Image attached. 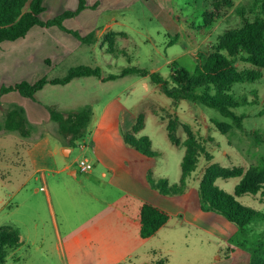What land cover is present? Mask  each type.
<instances>
[{
    "label": "rangeland",
    "instance_id": "1",
    "mask_svg": "<svg viewBox=\"0 0 264 264\" xmlns=\"http://www.w3.org/2000/svg\"><path fill=\"white\" fill-rule=\"evenodd\" d=\"M197 1L169 0L167 9L163 11L142 1L123 12L102 13L98 20L91 15V20L96 25L92 32V41L80 40L83 45L78 48L74 45H61V42L43 48L35 46V54L41 59L49 53L58 56L53 58L57 61V66L48 74L50 78L57 79L65 78L71 69L81 66L99 68L104 76H119L127 68H136L158 73L167 80L171 76V65L174 62L193 72L199 52L210 51L225 30L242 25L243 18L237 11L239 8H246L245 18H254L251 9L257 0H234L235 8L208 28H202L204 11L198 8ZM68 2L69 9H75V0ZM162 2L166 3L165 0ZM57 9H51L52 16L57 15ZM46 17L48 14L43 15L44 19ZM83 18L79 19L80 22ZM91 20L88 18L84 23L91 24ZM66 21L68 20H64ZM69 23V26L74 25L73 20ZM108 26L109 34L103 39H97V35ZM89 35L91 34L87 36ZM172 42L175 43L170 45ZM9 43L0 45V52H20L25 46L23 39ZM237 67L241 71H258L262 77L255 82L233 86L231 94L239 100L247 98L249 104L234 109L237 115L244 117V129L235 128L227 134L220 132L214 121H232L217 110L188 101L176 102L163 94L160 86L153 84L149 77L137 74L107 80L104 85L99 83L98 77H82L70 85H46L33 100L24 98L26 102L44 104L62 114L94 109L100 112L105 104L111 103L127 104L129 108L138 107L145 116V127L134 136L137 139L148 138L153 150L158 153L154 162L150 161V164L152 162L156 165L151 167L148 164V177L151 176L156 182L159 177L164 176L170 185L180 182L185 149L170 142L167 124L170 118L180 120L177 135L182 140L187 137L184 126H189L207 152L213 156V160L209 161L202 156L197 171L187 182L185 192L172 196L180 205L174 210L173 220L170 222L174 226L177 220H181L182 214H186V209L191 212L198 209L202 211L199 186L205 169L210 164L217 163L226 168L242 167L247 170L264 159V69L242 62H238ZM14 75L11 74L10 77ZM1 86H14V82L3 76L0 77ZM16 96H20L19 93L4 96L5 100L0 106V123L4 122L7 111L12 107H25L26 104H10L20 103ZM27 121L31 122L28 118ZM37 128L39 126L35 125L34 129ZM51 130L59 138L63 137L56 123H52ZM88 135L89 133L78 140L79 144L71 147L73 151L68 161L80 162L86 157L93 160V147L86 139ZM31 142L17 132L0 131V227L16 225L23 242L21 247L10 254L5 264H161L164 259L168 260L164 264H208L212 261L221 244L220 239L213 229L211 232L199 229L197 224L191 222H186L185 226L177 225L172 230L164 229L159 237L151 240L141 239L139 227L132 228L129 247L122 253L109 248L98 252L83 243L77 244L75 239L80 215L94 213L93 208L86 210L84 202H81L84 197L87 201L93 199L92 195L101 201L126 198L132 214L136 212V200L108 182L104 183L100 176L89 182L84 175H80L81 181L66 174L48 177L46 182L40 178L33 179L18 193V188L29 177L26 149ZM25 166L26 169H22ZM240 181L241 178L218 179L215 186L235 194ZM48 191L57 213L58 227L50 214ZM236 199L242 205L264 213V198L260 195L246 194ZM183 204L185 208L182 210ZM98 208L107 210L106 205L100 204ZM210 223L212 227L213 224L221 226L219 219L218 222L211 220ZM257 228L259 230L251 228L244 233L238 229L231 233L230 246L236 250L242 248L239 245L243 242L256 244L259 231L264 230L260 225Z\"/></svg>",
    "mask_w": 264,
    "mask_h": 264
},
{
    "label": "trees",
    "instance_id": "2",
    "mask_svg": "<svg viewBox=\"0 0 264 264\" xmlns=\"http://www.w3.org/2000/svg\"><path fill=\"white\" fill-rule=\"evenodd\" d=\"M44 2L45 0H0V45L25 38L29 31L36 26L46 28L56 26L83 42L92 41V34L82 38L77 32L63 26L64 20L75 18L86 9L85 0H79L77 10L65 12L48 21L41 18L45 12ZM196 4L199 9L204 11L202 28L212 26L235 8L234 0H198ZM237 11L243 18L242 25L225 30L210 51L199 52L193 72L174 62L171 65V76L168 80L158 73H150L136 68H127L119 76H109L108 80H116L129 74L149 77L153 84L160 86L162 93L168 98L176 102L188 101L215 109L223 117L230 119L232 123L214 121L216 128L223 134H227L235 128L243 130L244 117L237 115L234 109L241 105H247L249 102L247 98L237 99L231 94V91L235 84L255 82L262 77L261 73L255 70H239L237 63H247L264 69V0H257L251 9L254 14L253 19L245 18L246 8H239ZM174 43L172 42L170 45ZM82 77L101 78L102 73L99 68L81 66L71 69L63 79L42 78L34 83L23 81L14 86H3L0 89V106L4 95L17 92L23 97L34 99L35 95L42 91L46 85H67ZM48 110L52 120L58 124L60 134L70 137L71 146L86 136L92 111L84 110L62 114L51 107H48ZM144 127L145 116L141 114L132 130L123 133L124 142L142 155L155 158L158 153L153 150L151 141L148 138L137 139L134 136V134H139ZM179 127L180 120L178 118L169 119L167 130L170 142L178 148L185 149L181 163L180 182L170 185L165 178H160L155 182L151 176L148 177L152 188L165 196L179 195L185 192L187 182L197 171L202 156L207 157L209 161L213 160V156L207 152L206 147L189 126H184L186 139L179 138L177 135ZM2 130L17 132L22 137L29 136L30 124L27 121L25 110L22 107L14 106L7 111L4 122L0 123V131ZM231 178H241L235 194L227 193L215 186L218 179ZM198 193L202 211L224 217L244 233L251 228L258 229L259 225L264 229V213L250 209L236 199V197L246 194L260 195L264 198V159L247 170L242 167L226 168L217 163L210 164L205 169ZM171 218V215L165 210L144 203L139 216L140 237L144 240L155 237L162 228L168 225ZM258 236L256 244L249 245L247 242H243L239 245L242 247L241 249H245L249 253L250 264H264V230L259 231ZM21 246V235L18 228L13 226L0 228V264H5L10 254ZM166 261L167 259L162 260L161 264Z\"/></svg>",
    "mask_w": 264,
    "mask_h": 264
},
{
    "label": "crops",
    "instance_id": "3",
    "mask_svg": "<svg viewBox=\"0 0 264 264\" xmlns=\"http://www.w3.org/2000/svg\"><path fill=\"white\" fill-rule=\"evenodd\" d=\"M85 1L86 9H84L77 17L67 19L68 21L63 22L66 29L75 31L83 37L88 34H92L93 29L96 27L93 20H91V15H94L98 20L100 18V14L102 13L114 11L123 12L142 1H145L146 4H150L161 11L167 9L166 5L169 4V0H165V4H163L162 0ZM79 3V0H75L74 4H76V7L71 10L68 7V0H45V12L42 14L41 18L44 21H48L64 14L65 12L75 11L78 9ZM52 8H58L57 15H51ZM44 14H48L46 19H44L45 17L43 18ZM80 18H83L82 22H80ZM88 18H90L92 22L91 24L84 23V20ZM69 20H73L74 25L69 26ZM108 29L109 26L97 35V39H103L107 36L109 34ZM22 39L25 41V46H23L20 52H0V77H9L11 81L14 82V85L26 80L34 83L42 78H47L49 80L57 79L50 78L48 74L52 73L57 66V61H54L53 58L58 56L49 53L42 59L38 58L35 54V46L43 48L46 45L56 42H61L60 44L65 46L74 45L76 48L83 45L82 42L74 35L69 34L56 26L50 28L36 26L29 31L25 38ZM35 42L37 44H35ZM4 44L10 43L5 42L1 44V46ZM33 68H35V70L32 71L31 69ZM21 70L24 71L21 72ZM11 74H15L14 77H10ZM108 78L109 76L102 75V77L99 78V83L104 85ZM78 79L81 78H77L75 80ZM4 96L2 97V102L5 100ZM16 97H18L20 103L10 104H26L25 107L19 105L16 106L22 107L25 110L26 117L31 121L29 123L30 135L27 136V138L32 141L26 149V165L29 168L27 170L29 177H27V179L24 180L18 188V193L22 192L26 186L33 181V179L40 178L46 182L48 177H59L66 174L71 176L73 179L81 181L80 175H84L87 177L89 182L100 176L104 180V183L108 182V184L113 186L115 189H118L120 192L129 195L136 200V212L132 214L128 209V200L126 198H124V200L115 198L101 201V199L92 195L93 199H89V201H87L84 197L81 202H84L86 210L93 208L94 213L80 215L77 227L78 231H76L77 237L75 239L77 244L83 243V245L93 247L98 252H101L106 248L120 253L127 250L129 247L131 229L135 227H139L140 229V209L144 203H148L165 210L172 217L170 222L173 220V212H175L174 210H176L180 205L174 198H172V196L162 195L159 191L153 189L148 180V164H150V161L154 162L155 159L142 155L135 149L126 145L124 142L123 133L130 132L132 130L138 117L143 112L140 111L138 107L135 106L129 108L127 104L111 103L105 104L100 112H96L95 109L92 111V118L87 129V133H89V135L86 139L90 143L91 147H93L94 156L93 160L87 157L83 160H87L91 163L93 165V169L90 172H83L80 168L79 161H68L73 151L71 148L73 145H70V137L63 136L62 138H59L54 135L51 130L52 123L56 122L52 120L51 115L48 112V107L44 104L26 102L27 98L25 99L21 95ZM70 113H74V111ZM35 125H37V127L39 126L37 130L34 129ZM83 143L86 142L83 141ZM76 144H79V142L77 141L74 145ZM82 146L85 147V145ZM66 151H68V153H66ZM152 162L150 164L151 167L156 165L155 163L152 164ZM22 169H26V166ZM159 178L167 179L164 176ZM89 194L92 193L89 192ZM48 196L47 201L50 204V214L53 217L55 226L58 227L57 213L49 191ZM100 204L106 205L107 210L103 211L98 208V205ZM183 208H185L184 204L181 209L183 210ZM186 210V214H182L180 217L181 220H177L174 226H171L169 222L167 226L162 228L158 234L151 239L159 237L161 231L164 229L172 230L176 228L177 225L185 226L186 222L195 223L199 229L210 232L213 229L221 242V244H219L218 251L213 256L212 261L208 264H250V255L247 252L242 249L235 250L232 246H230L229 242L231 233H235L238 230L236 225L230 223L225 218L216 216L214 213L211 214L201 211L200 209L194 212H191L188 209ZM175 216L179 217L178 214H175ZM218 219L221 222V226L213 224L212 227V223H210V221L215 220L218 222ZM7 226L17 228L16 225ZM79 237L81 239H79ZM228 246L229 248H227ZM169 251H171V249ZM13 253L14 252H12V254ZM169 256L170 255H168V257Z\"/></svg>",
    "mask_w": 264,
    "mask_h": 264
},
{
    "label": "built area",
    "instance_id": "4",
    "mask_svg": "<svg viewBox=\"0 0 264 264\" xmlns=\"http://www.w3.org/2000/svg\"><path fill=\"white\" fill-rule=\"evenodd\" d=\"M80 168L83 172H90L93 169V165L87 160L80 161Z\"/></svg>",
    "mask_w": 264,
    "mask_h": 264
}]
</instances>
